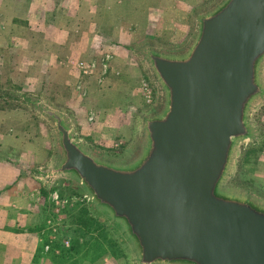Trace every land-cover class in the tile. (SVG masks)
Wrapping results in <instances>:
<instances>
[{"label":"water","instance_id":"obj_1","mask_svg":"<svg viewBox=\"0 0 264 264\" xmlns=\"http://www.w3.org/2000/svg\"><path fill=\"white\" fill-rule=\"evenodd\" d=\"M137 52L160 102L124 157L95 153L65 112L26 98L56 133L58 158L42 175L74 181L133 264H264V202L227 185L264 99V0H217L196 14L185 49Z\"/></svg>","mask_w":264,"mask_h":264},{"label":"rangeland","instance_id":"obj_2","mask_svg":"<svg viewBox=\"0 0 264 264\" xmlns=\"http://www.w3.org/2000/svg\"><path fill=\"white\" fill-rule=\"evenodd\" d=\"M216 1L165 0L166 4H162L160 11L165 18L160 19L159 27H151V33L129 50L130 55L139 62L142 76L138 83L140 100L136 102L140 104V110L135 114L138 125L140 118L153 112L160 102L158 88L138 55V48L150 44L166 51L185 49L193 36L196 14ZM12 38L8 39L9 43H13ZM23 59L24 55L18 56L15 51L0 52V158L2 163L6 162V170H0V182L4 180L0 186V207L4 202L12 203L11 211L6 215L8 220L12 222L18 217L22 222L21 227L8 226L6 229L36 232L41 236L43 248L33 258L36 264H133L132 253L118 230L104 215L93 210L90 201L74 181L67 178L46 179L42 175L58 158L56 133L53 123L26 102V98H39L45 104L65 112L73 125L75 114L68 103L90 104L88 108H94V98L100 94L97 88H101L106 80L98 81V74L110 73L113 65L111 58L105 55L102 60L75 62L76 67L72 68H76L78 74L64 86H53L46 81L47 68L40 60L38 62L42 65L23 66ZM261 75L264 81V66ZM62 98L64 102L61 100L59 103L58 100ZM251 120L255 126V139L241 144L237 149L227 185L264 202V99L255 104ZM72 129L78 140L75 136L77 126ZM130 138L132 142L128 147L94 148L82 143L97 154L119 158L136 148V131L135 138ZM11 163L20 169L16 179L4 176L5 172L10 174L8 167ZM26 181L28 184H25ZM17 184H25L21 193L16 192ZM22 185L17 188H22ZM19 196L23 204L19 203ZM81 208H85L89 217L99 223L94 231L76 222Z\"/></svg>","mask_w":264,"mask_h":264},{"label":"crops","instance_id":"obj_3","mask_svg":"<svg viewBox=\"0 0 264 264\" xmlns=\"http://www.w3.org/2000/svg\"><path fill=\"white\" fill-rule=\"evenodd\" d=\"M162 4L165 0H0V52L23 54V66L40 65V60L47 68L46 81L53 86L73 81L78 74L75 62L111 58L115 72L98 74V81L106 80L97 88L94 108L68 103L75 114L72 128L77 126L75 136L87 146L128 147L135 131L138 137L135 114L140 110L136 102L141 76L139 62L129 50L151 33V27H159L165 18L160 14ZM5 164L0 158V170H6ZM11 164L10 174L4 176L16 179L20 169ZM25 184H17L16 192L21 193ZM11 204L0 207V264H36L33 258L43 248V240L36 232L6 229L22 226L18 217L8 220Z\"/></svg>","mask_w":264,"mask_h":264},{"label":"trees","instance_id":"obj_4","mask_svg":"<svg viewBox=\"0 0 264 264\" xmlns=\"http://www.w3.org/2000/svg\"><path fill=\"white\" fill-rule=\"evenodd\" d=\"M76 222L90 231H94L97 228L96 226L99 225V223L97 224L94 219L89 217V213L85 208L80 209Z\"/></svg>","mask_w":264,"mask_h":264}]
</instances>
